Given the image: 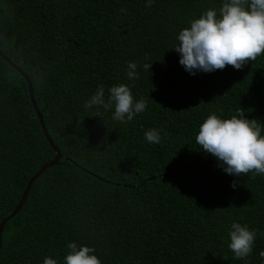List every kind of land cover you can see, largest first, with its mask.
<instances>
[{"label":"trees","instance_id":"trees-1","mask_svg":"<svg viewBox=\"0 0 264 264\" xmlns=\"http://www.w3.org/2000/svg\"><path fill=\"white\" fill-rule=\"evenodd\" d=\"M222 3L0 0V51L30 78L62 153L6 223L0 264H64L73 242L101 264H264V176H230L195 143L213 113L227 119L242 108L264 125V53L240 70L193 76L173 50L191 20ZM128 62L138 79L127 77ZM118 85L146 101L133 120L85 106L100 86L107 97ZM152 128L159 144L145 139ZM56 156L25 78L0 56V224ZM233 222L256 231L243 260L228 247Z\"/></svg>","mask_w":264,"mask_h":264},{"label":"clouds","instance_id":"clouds-1","mask_svg":"<svg viewBox=\"0 0 264 264\" xmlns=\"http://www.w3.org/2000/svg\"><path fill=\"white\" fill-rule=\"evenodd\" d=\"M154 0H147L148 7ZM125 12L126 9H121ZM178 34V44L173 49L179 54V64L190 75L197 72L211 73L232 66L240 70L249 61H254L264 53V0H223L219 14L214 9L202 13L198 19L191 20ZM137 63L128 62L126 75L129 79H138ZM149 70L152 64H144ZM87 108L103 107L105 111L114 108L113 119L128 122L142 113L146 101L134 100L127 85L112 86L105 96L100 86L87 101ZM264 125L258 120L245 118L240 108L236 115L222 119L215 113L209 115L199 126L195 143L200 151L211 155L218 161L223 171L236 177L252 173L264 176ZM150 144L161 142L160 132L148 129L144 133ZM235 188V183L232 184ZM229 249L236 259L250 256L256 238V231L246 225L233 222L229 231ZM69 252L64 264H101L94 249L87 246L68 244ZM264 259V252L260 253ZM44 264H57L52 258H45Z\"/></svg>","mask_w":264,"mask_h":264},{"label":"water","instance_id":"water-1","mask_svg":"<svg viewBox=\"0 0 264 264\" xmlns=\"http://www.w3.org/2000/svg\"><path fill=\"white\" fill-rule=\"evenodd\" d=\"M0 56L4 58L5 61H7L8 63L11 64V66L16 69L26 80L27 85H28V89H29V95H30V99L32 101V104L34 106L35 112L38 116V119L40 121L43 133L46 137V139L48 140L50 146L52 147V149L57 153V156L49 163L44 164L41 169L30 179V181L28 182L26 189L24 190V193L21 197V200L19 201L18 205L16 206L15 210L13 211L12 214H10L9 216H7L6 218L3 219V221L0 224V251H1V247H2V235H3V231H4V227L6 225V223L8 221H10L14 216H16L22 209L27 196L29 194V191L33 185V183L42 175L44 174L48 169L52 168L53 166L57 165L59 163V161L62 159V153L61 151L55 146V144L53 143L51 137L49 136L47 129L45 127V123L43 121V117L42 114L40 112V110L37 107L35 98H34V91H33V87H32V83L30 78L13 62L10 61L9 58H7L6 56H4L2 54V52L0 51Z\"/></svg>","mask_w":264,"mask_h":264},{"label":"rangeland","instance_id":"rangeland-1","mask_svg":"<svg viewBox=\"0 0 264 264\" xmlns=\"http://www.w3.org/2000/svg\"><path fill=\"white\" fill-rule=\"evenodd\" d=\"M94 184H95V181H94Z\"/></svg>","mask_w":264,"mask_h":264}]
</instances>
